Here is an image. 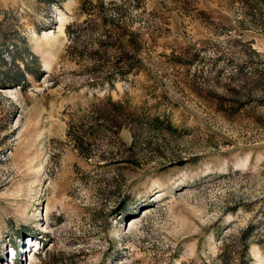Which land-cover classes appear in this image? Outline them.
Here are the masks:
<instances>
[{
    "label": "rangeland",
    "instance_id": "1",
    "mask_svg": "<svg viewBox=\"0 0 264 264\" xmlns=\"http://www.w3.org/2000/svg\"><path fill=\"white\" fill-rule=\"evenodd\" d=\"M0 264H264V0H0Z\"/></svg>",
    "mask_w": 264,
    "mask_h": 264
},
{
    "label": "trees",
    "instance_id": "2",
    "mask_svg": "<svg viewBox=\"0 0 264 264\" xmlns=\"http://www.w3.org/2000/svg\"><path fill=\"white\" fill-rule=\"evenodd\" d=\"M178 163L180 164V163H182V161H179Z\"/></svg>",
    "mask_w": 264,
    "mask_h": 264
}]
</instances>
